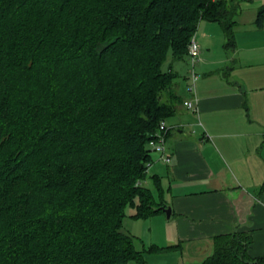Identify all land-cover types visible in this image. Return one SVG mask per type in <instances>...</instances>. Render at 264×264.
<instances>
[{"label": "trees", "instance_id": "obj_1", "mask_svg": "<svg viewBox=\"0 0 264 264\" xmlns=\"http://www.w3.org/2000/svg\"><path fill=\"white\" fill-rule=\"evenodd\" d=\"M237 10L234 0H0V264H146L123 221L128 206L146 219L166 205L159 179L145 180L158 161L150 141L184 104L170 59L188 58L201 20L219 23L229 51ZM250 242L242 230L216 235L197 264H264Z\"/></svg>", "mask_w": 264, "mask_h": 264}, {"label": "crops", "instance_id": "obj_2", "mask_svg": "<svg viewBox=\"0 0 264 264\" xmlns=\"http://www.w3.org/2000/svg\"><path fill=\"white\" fill-rule=\"evenodd\" d=\"M234 2L229 51L219 23L200 21L199 77L189 91L186 57L183 79L176 72L184 104L165 120L169 161L154 162L145 180L154 189L159 179L172 209L169 218L164 212L152 215L160 222L159 229L154 223L159 243L179 244L158 252L166 254L160 264H197L212 253L214 236L241 230L251 238L249 256H264V15L256 23L264 0ZM190 100L194 110L185 106ZM125 226L124 219L123 229L137 247L142 240Z\"/></svg>", "mask_w": 264, "mask_h": 264}, {"label": "rangeland", "instance_id": "obj_3", "mask_svg": "<svg viewBox=\"0 0 264 264\" xmlns=\"http://www.w3.org/2000/svg\"><path fill=\"white\" fill-rule=\"evenodd\" d=\"M186 62H187L186 58L182 60L176 59L175 61L170 59V64L173 70L180 74L181 79H183L184 77V72L186 70ZM166 66H167V62L164 64V68H166ZM196 72H198L197 68H196ZM154 155L156 158L157 154L154 153ZM146 179L147 181L149 180V175L147 176ZM151 186H152L151 184L147 185V187H151ZM134 211H135V208L132 205L126 207V217L124 218L125 225H126L125 228H127L131 234L136 235L138 238L142 240V242H139L138 244L136 243V245L139 248L138 250L140 251H143V248H144L145 250L144 258H145L146 264H160L157 262L160 261L161 258L166 254L165 253L160 254L158 253L159 251H154L151 249L154 247L161 248L163 246L161 245V243H159L161 242L159 239L160 235L157 232H155V227H154V223H155L157 225L156 229H159L160 222L156 220L157 216H151L152 218L149 217L146 219L133 218L132 214ZM168 255H170V253ZM126 264H139V263L136 262L135 260H130ZM163 264H167V263H163Z\"/></svg>", "mask_w": 264, "mask_h": 264}, {"label": "built area", "instance_id": "obj_4", "mask_svg": "<svg viewBox=\"0 0 264 264\" xmlns=\"http://www.w3.org/2000/svg\"><path fill=\"white\" fill-rule=\"evenodd\" d=\"M210 1H216V0H210ZM187 52H188L189 67H190L189 69L190 84L188 86V90L193 91L194 83L197 81L199 77L198 72H196V65L200 60V54L202 52L200 44L196 39V35H193L190 38V41L187 45ZM185 106L188 109H192V110H194L196 107L194 106L191 100L186 101ZM166 131H167V125L165 121H161L157 130L156 138L150 141V147L157 154L156 159L158 161L167 163L169 161V155L166 151V139H165ZM150 166L151 164H148V170Z\"/></svg>", "mask_w": 264, "mask_h": 264}, {"label": "water", "instance_id": "obj_5", "mask_svg": "<svg viewBox=\"0 0 264 264\" xmlns=\"http://www.w3.org/2000/svg\"><path fill=\"white\" fill-rule=\"evenodd\" d=\"M161 209L164 212L166 218H169L172 211L171 206L166 204L164 206H161Z\"/></svg>", "mask_w": 264, "mask_h": 264}]
</instances>
